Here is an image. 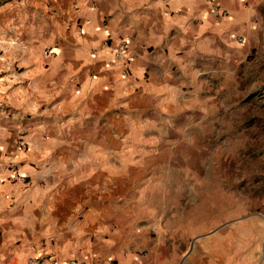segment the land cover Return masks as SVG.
<instances>
[{
	"label": "crops",
	"instance_id": "1",
	"mask_svg": "<svg viewBox=\"0 0 264 264\" xmlns=\"http://www.w3.org/2000/svg\"><path fill=\"white\" fill-rule=\"evenodd\" d=\"M219 4L0 0V264H176L206 234L192 192L225 173L211 154L264 67V0Z\"/></svg>",
	"mask_w": 264,
	"mask_h": 264
},
{
	"label": "rangeland",
	"instance_id": "2",
	"mask_svg": "<svg viewBox=\"0 0 264 264\" xmlns=\"http://www.w3.org/2000/svg\"><path fill=\"white\" fill-rule=\"evenodd\" d=\"M257 69L248 79L257 88L252 105L240 110L245 121L226 127L233 150L221 159L211 154L209 166L225 173L210 175L209 190L191 195L194 230L206 234L187 239L176 264H264V67L258 62Z\"/></svg>",
	"mask_w": 264,
	"mask_h": 264
},
{
	"label": "built area",
	"instance_id": "3",
	"mask_svg": "<svg viewBox=\"0 0 264 264\" xmlns=\"http://www.w3.org/2000/svg\"><path fill=\"white\" fill-rule=\"evenodd\" d=\"M207 4L211 7L212 15L216 19H224L229 16V12L221 8L220 0H205ZM105 46L109 47L108 42ZM45 55L52 57L55 54L52 50H46ZM115 58L119 64L122 66V75L125 77L130 75L131 65L135 57L129 52V44L127 41H122L119 47L116 49ZM21 147L25 148L26 144L21 143ZM13 179L24 180L25 176L20 175L17 171H14ZM26 264H84L78 259L72 258L62 262L59 257L54 253H38L30 257Z\"/></svg>",
	"mask_w": 264,
	"mask_h": 264
}]
</instances>
